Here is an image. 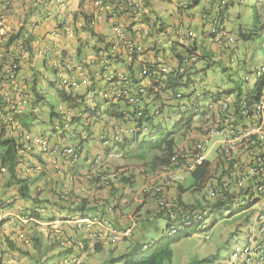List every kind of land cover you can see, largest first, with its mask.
<instances>
[{
  "label": "built area",
  "instance_id": "2783aa9c",
  "mask_svg": "<svg viewBox=\"0 0 264 264\" xmlns=\"http://www.w3.org/2000/svg\"><path fill=\"white\" fill-rule=\"evenodd\" d=\"M227 1L221 0V7H224ZM10 4L11 0H5V5L0 7V35L5 34L8 15L6 6ZM179 6L184 7L185 5L179 4ZM113 8L114 5L107 3L105 0H85L83 12L86 16L85 19L89 21V27L94 28L97 22L106 21L107 19L113 24L114 37L112 41L103 47L104 49H99L87 56L83 63L74 64L75 76H69L66 68L60 66V64L57 63L55 65L66 90L78 89L81 83L84 84L89 67L95 75H103L104 71L113 66V64L119 63L122 65L115 72V76L120 82L119 87L107 89L104 91L103 96H111L114 99L123 98L129 105L134 107L132 109L135 112L134 114L126 112L119 121L121 125L127 127V133H133L139 129L135 120L142 116L143 103L149 99L146 98L147 90L145 85L138 84L134 86L130 84L129 67L136 77L147 74L150 69L149 65L153 63L154 70L147 84L153 82L158 86H163L164 83L158 79V76L165 78V74H168L175 64V57L172 64L166 65L162 55L165 50L162 47H159L158 51L149 50L147 52V54L151 55L152 60L155 58L153 61L149 60L144 54L141 40L149 36V33L153 31L154 19L148 14L141 1H127L123 15L125 17L122 16L120 18L125 20L124 22L116 21ZM117 9L122 10V6L119 5ZM126 10L129 11L126 13ZM201 19L206 23V30L209 29L211 32H215L213 38L219 41L220 36L225 34V32L217 26L214 16L204 13L201 15ZM183 20V16H180L170 26L171 32L176 38L183 36L193 37V31L186 26ZM64 30L67 35L72 34L69 22L64 24ZM188 45V42H184L181 47ZM17 50L20 52L21 57L27 55V51H23L21 45H19ZM2 52H0V58H3ZM197 56L198 52L194 51L190 58H184L183 62H194ZM6 73H8L7 83H0V93L17 96V93H15L17 91V76L10 68L6 69ZM250 73L254 78L253 86L255 81H261L258 92H252L253 87H250L251 89L244 91L224 94L217 100L210 98L205 106L207 113L203 121L199 123V132L196 131L192 138L193 140L186 145L179 146L175 153L170 156L168 162L158 165L149 176V182L139 189L138 193L141 195L139 203L144 204L145 202V204L141 208L142 214L132 218L133 225H135L137 219L142 220L145 217H153L159 209L176 204V202L171 201V194L169 195V190L173 188V182L184 179L190 171H194L199 166L208 165L209 170L206 177L208 193L206 201L214 202L219 197L223 200L229 199L230 197H226L223 192V187L228 188V192H232L231 198L235 201L233 206L247 204L249 206L247 211L250 210L254 216L252 219L253 224L248 225L246 230V243L234 250L232 264H260L263 259L264 244L259 243V241L260 237L264 235V63L255 67ZM113 76L114 74L112 73L104 75L107 79L113 78ZM244 79L248 80L249 75H245ZM177 96L179 95L177 94ZM168 97L169 95L166 96L164 93V98ZM21 103V101L16 104L13 103L12 108L19 111ZM67 114H69L68 111ZM134 115L136 116L134 117ZM5 120L6 118L1 116L0 124L4 123ZM119 132V129H113L114 140H118ZM209 140H211V143L207 148L205 144ZM41 148L44 151L48 149L45 141L41 143ZM211 150L214 152L213 159L208 157ZM50 153L53 155L59 154L64 164L74 163L81 155V151L77 147L59 149L55 146L50 150ZM51 163L55 167L59 165L54 158L51 159ZM213 175H216L217 179H211L210 176ZM103 184H107V182L105 178L101 177L100 182L96 183V185ZM146 201H151L152 203ZM207 205L209 204L204 203V206ZM204 206L203 209L191 211V218H189V212L182 210L181 215L176 220L179 221V224L177 222L174 227L171 226L168 235H174L182 226L190 224L191 221L199 220L201 213H204L207 208ZM149 208L151 209L150 213L147 211ZM19 219L23 223H28L32 220L37 222L26 213H21ZM75 222L86 223L87 227L92 223L100 224L103 227V234L89 232L88 236L93 238L103 236L109 243L113 244L128 237L131 232V228L121 231L108 220L94 222L88 219H81ZM257 259L259 261H256Z\"/></svg>",
  "mask_w": 264,
  "mask_h": 264
},
{
  "label": "clouds",
  "instance_id": "9594fccd",
  "mask_svg": "<svg viewBox=\"0 0 264 264\" xmlns=\"http://www.w3.org/2000/svg\"><path fill=\"white\" fill-rule=\"evenodd\" d=\"M3 1H4V3L2 6L5 5V0H3ZM139 1H141V3L147 9L148 14H149V9L147 8V7H149V5H145V3L142 0H139ZM161 1L165 2L166 0H161ZM168 1H172L176 5V8H174V12L177 16L175 21H177L180 16H183V19H184L183 21L185 22L186 26H188V28H190V30L193 31L194 36L193 37L183 36L181 38H176L173 35V33L171 32V30L169 31L170 26L175 21H173L172 23L171 22L167 23V21H165L163 19V17L156 16L157 14H155L151 11V13L153 15H150V14L149 15L151 16V18L154 19V29L151 33H149V36H147L146 38L141 40V45H142L144 54H146V57H148L149 60H152V58H151V55L147 54V52L149 50L158 51L159 47H162L165 50V52H162V55H163V60H165V62H166V65L172 64L173 58H174V55L169 54L168 49H167V45L171 41H177L178 45H182L184 42L189 43V41L194 40L196 38L195 32L197 29L200 30V32H201L200 34L203 37L205 36L206 23L201 19V15L204 14L203 9L207 8L209 5L208 4L209 1H204V0H201L198 4H194V5L192 3H190L189 6H186L185 0H181L180 3H179V0H168ZM11 2H12V0H11ZM232 2H233V4L234 3L239 4L243 1L242 0H228L226 5L224 7H222L223 10L225 11L224 19H223L221 25H217V26H219L220 29L225 32V34L231 35L233 37L234 35L229 33V31H227L226 27H225L226 26L225 20L227 19V11H228V8L230 6H232L231 5ZM179 4H184L185 6L182 8H179L180 7ZM199 4H201L202 8L195 9L196 6ZM10 5L6 6L7 11H8V8L10 7ZM2 6H0V7H2ZM190 11H194L196 16L195 17L191 16L188 20H186L184 16H186V13H188ZM101 21H104V20H101ZM219 21H220V19H219ZM97 23H99V22H97ZM93 30H94V32H96L94 28H93ZM96 33H98V32H96ZM167 39H169V40H167ZM210 40L213 41L214 43H217L218 46L221 48V46L219 45V41H216L215 39H210ZM230 40H231V42H230ZM230 40L228 42H226V44H227L228 50L233 51V50H235L236 44L234 43L233 38H231ZM237 40H239L238 37H237ZM229 45H231V46H229ZM77 47H78V45H77ZM77 47H76V49H77ZM76 49H75V52H77ZM82 49H83V47H81V51H82ZM99 49H104V48L98 47V50ZM195 51L198 52V56H197V59H198L199 49L195 50ZM94 52H95V50L92 49V52L88 55H85L84 57H80V55H79V60L80 61L82 60L81 62L80 61L78 62L76 60V57H75L73 64L71 66H69V64H65L64 60H62V58H63L62 55L59 56V58L57 60H54L51 63V65L53 67L52 76L55 79L49 80L48 83H50V81H51L52 82L51 84H53V81H57L59 86H60L59 89L62 88L66 94H68L70 97H74L76 100V104L72 105V106L67 105V104H61L57 107L55 106V112L58 114V118H56L54 120H50V122L52 124H55V122L57 121L58 123L55 124L54 130L56 129L57 126H60V127H62L63 132H61V134L57 135L54 140H51L50 137H48L45 134H32L31 133L32 127L29 131L24 130L23 128L20 127V125L17 121H12L10 118L8 119L5 116H3L4 118H6L7 121L0 124V129L3 128L8 135L13 137L14 140L18 141L19 143H22L23 144L22 148L25 149V151H20V153L22 152L24 154V157L20 158V160H19V164H18L17 169H16V174L22 178H26L27 181L30 182V188L32 187L31 186L32 181H30V179H35L36 182H38L39 184H41L40 183L41 178L48 180V182H47L48 188L46 186H43V184H41V186H39L37 189L40 190L39 192L46 191V194H50V197L45 198L48 201V203L46 204L45 202H43L44 199L39 197L38 190L35 193H32V189H31L32 197L37 199V200L35 199L34 201H32V200L23 199L17 193L16 186H14V185L6 186L9 189H3V191H5V192H1L2 195L0 196V249H2V250H4L6 247L14 248V243H12L11 241H15L17 243H25L26 246H29V244H30L31 248H33L32 244H31L32 242L30 241L31 235L29 237L27 236V233H29V231H27V232L21 231V232L14 233V232H11L14 229H12V228L7 229L8 224H20L22 226H24V224H28L32 227H34L35 224L47 225V228L49 227L51 229V231H53V233H51V235H55L54 236L55 239L58 240V246L63 244L61 247H59V250H62L63 248L69 249V247L72 246V243L70 242V240H68L66 237H64V236H72V234L66 235V233L60 232L59 225L63 226L65 224L66 229L69 228L70 230H73V231L75 230L76 232H79L81 234V235L77 236V239L73 238V240L75 241V247L74 248H77L76 253H80V251L83 250V248L85 247L84 241H86V240L87 241L88 240L94 241L96 239H99V240H103L104 241L103 243H106L107 245L110 246V243L103 236H101V237L98 236V237H94V238L88 236L89 232H97V233L103 234V232H104L103 227L100 224L92 223V224H90L89 227H87L86 223H76L75 222L76 220L88 219V220H91L94 222L108 220L109 222L114 224L115 227L120 229L117 226V224H115L107 216L108 214H111L112 211H115V209H113V207H110V204L113 203V205L114 204L116 205L117 199L119 197L118 193H117V196L116 195L115 196L110 195L109 190L112 187L117 186V179L120 176H122V175L126 176L129 170H133V171H136V170L132 167H126V166H124V164L123 165L118 164L116 159H115V155H117V154H115V150L117 148H124L126 146H133L134 144L123 145L125 143L124 138H129V137L133 136L134 134H136L137 132L146 133L148 130L146 123L142 120L140 123H138V120L142 119L145 116V113L147 115H149V114L151 115L152 112L155 111L157 109V107L160 106V104H163V102H164L163 100H167V102H169L171 98L170 97H168L166 99L164 98V93H167L163 89L164 85L166 84L165 83L166 77L164 78V77H161L160 75L158 76V79L164 83L163 86H158L157 84H155L153 82L151 84H147L148 79L152 75V72L154 70L153 63H152V65H149L150 69L147 71V74H144L141 76H136V77L133 75L130 67H129V69L127 68L128 72L130 73V79H131L130 84L134 85V86L138 85V84L145 85L146 90H147L146 98L149 99L148 101L143 103L144 109H143L142 116H140L139 118H137L135 120L138 123L139 129L134 131L133 133H127L126 132L127 127L121 125L119 123V121L123 118V116L126 112L134 114L135 112L132 111V109L134 107L129 105L125 100H123V98H115L114 99L111 96H108V97L103 96L104 91H106L107 89H109V88L116 89L119 87L120 82L116 78L115 72L118 69H120L122 67V65H120L119 63H117L116 65L113 64V66H111L112 68L109 67L106 71H104L105 73L103 75H95V73L92 72L90 67H89V71H88V74L86 76V82L84 84L81 83V85L78 89L66 90L63 87L61 79L58 75V71L56 69L55 64L58 63V64H60V66L65 67L67 74L69 76H75L74 70H73L74 64L83 63V60L87 56L93 54ZM66 56H67V54H66ZM26 57H29L28 53H27ZM227 58L228 57H225V60H227ZM197 59L194 62H196ZM153 60H155V58H153ZM263 63H261V64H263ZM261 64H259V65H261ZM243 65H246V63H243ZM259 65H256L255 67H257ZM115 68H117V69H115ZM251 71H249V72L246 71L244 76L249 75V73ZM35 72H37V75L39 77V71L36 70ZM109 73L114 74L113 78L107 79L104 77L105 74H109ZM244 76H243V79H244ZM40 81L41 80L39 78L38 84L40 83ZM245 81H247V80H245ZM27 82H28V88H29L30 80H28ZM18 83H19V79L17 78V86H16L17 91L15 92V93H17V96L15 95L14 100L11 103H12V105H14L17 102L21 101L22 102L21 107H19L20 110L16 111L14 109L15 110L14 114L24 115L29 111L30 103L33 99V96L30 93L29 89L26 90V87L23 88L22 85L24 83L19 84V85H18ZM93 84H94V86H93ZM19 86H22V87L20 88ZM25 86H26V84H25ZM92 87H94V90H92ZM36 88H37V86H36ZM81 88L82 89L86 88L84 95H82V96H80L78 94V92L81 90ZM42 89L43 88L39 89V87H38L37 91L40 92V90H42ZM155 89H157V90H155ZM194 89H196V88L194 87ZM247 89H251V88L247 87L245 90H247ZM201 90L208 91L211 94H214L211 91H209L207 87H204V86ZM234 92H236V91H233V93ZM237 92H240V90H238ZM177 94L180 96V92ZM177 94H176V97L179 98V96H177ZM96 96H100L104 103L110 102V104L123 100L125 103L128 104V109H124L119 117L114 118V117H107L106 116L105 119H100L101 118V115L99 113L100 105L96 102H93V100H92ZM157 96L158 97L160 96V98L155 99ZM60 99L62 100L61 97H60ZM85 99L88 101L91 100V102L86 107H83V102ZM207 101H205V106H206ZM179 105H181V104H179ZM44 106H46V108H47V115H48V107H47V105H44ZM180 107L182 109H184L183 105H181ZM39 108L40 107H38L37 109H39ZM85 108H89L90 110H96L95 108H97V112L95 115H91L88 112H83V109H85ZM67 111L69 112V114H67ZM135 116L136 115H134V117ZM203 119H204V117H203ZM34 123H35V121L33 122V125H34ZM197 125H199V123ZM77 128H81V130L78 131ZM114 128H117L120 130L118 140H114V138H113V129ZM66 131H70L69 138H76L77 142L75 144H68L67 143L68 140H67V137H65ZM192 133L195 134L196 131H192ZM60 135L64 136L62 141L59 140ZM192 138L189 142H191L193 140ZM92 139L96 140L99 143L100 150L97 153L90 155L89 154V150H90L89 147L91 146L90 143H91ZM64 140H66V141H64ZM43 141H45V143L48 147V149L46 151L42 150V148H41V143ZM188 143H185V144L177 143V147H176L175 151L177 150V148L179 146L186 145ZM55 146L58 147L59 149L63 148V147H77L81 151V155L74 163L64 164V163H62V159L59 157L60 156L59 154L53 155L52 153H50V150ZM175 151H174V153H175ZM52 158H54L55 160L58 161L59 165H57V167L52 165V163H51ZM83 159H86L88 166H87L86 170L84 171V173L81 171L77 172V170L75 168L80 166L81 162H83ZM110 162H111V165H110V171H109L107 164H110ZM161 164H163V163H161ZM104 165H106L107 167L105 168ZM155 168L152 169L150 164L147 163V164H144L143 167L137 169V173H143L144 175H147L148 177L146 179H148V178H150L149 176L155 170ZM121 169H122V171H120ZM18 171H20V173ZM2 172H6L3 167L0 168V174H2ZM101 177L105 178L107 184L96 185V183L100 182ZM83 182L88 183V185L96 191L106 190V192H107L106 196H103V194L99 195L100 193H95L98 196V198H96L95 202H93V203L89 202L88 196H83L82 194L74 192V190H73L75 185H79ZM147 182H149V180ZM147 182L145 181L143 184H141L138 189L134 190L133 188H131V189H129V191H136V193L139 196V193H138L139 189L141 188V186H143ZM13 187L15 189H12ZM172 189H174V188H171L169 190V195L173 193ZM10 190H11V193L10 192L8 193V191H10ZM120 190H124V188L123 189L120 188ZM10 195H14V197L9 199ZM140 197H141V195H140ZM83 198H86L88 200V203H89L88 206H96L97 207L96 211H95L97 214H95L96 215L95 217L92 218V215L94 214V212L91 213V216L82 217L77 213V211L74 210L75 206L79 203V200H81ZM13 199H17V200H15L13 202V204H10V201ZM19 199H21L22 201H20ZM39 200H40V202H39ZM23 203L25 205H23ZM205 207H207V206H205ZM211 210H212V208L207 207L204 210V213H201L199 220L191 221L190 224L182 226L181 230L185 227L187 229H195L196 228L195 229L196 231L197 230L203 231V230L207 229L211 224V222L208 223V220L210 218V217H208L209 216L208 212H210ZM32 211H38L40 218L32 217L31 216ZM63 211H64V213H62ZM101 211L103 214H101ZM108 211L110 213H108ZM148 212H149V210H148ZM229 212H230V210H227V211L223 212V214L227 213V216H228ZM242 212L248 213L244 217V221H245L246 225H245V230H244V243L243 244H245L246 243V230H247L248 225L253 224L252 219L254 216L252 215V212L250 210L241 211V212H238L234 215H237V214L242 213ZM21 213H26L30 218L35 219L37 222L32 220V221H29L28 223H23L19 219V216ZM44 213L46 216H44ZM98 213H100V214H98ZM204 216H206V217H204ZM132 218H133V216L130 218L129 222H130L131 226L135 227V225H133V222H132L133 219ZM193 223H197V224L201 223V224L198 227H194ZM120 225H123V224H120ZM120 230L125 231L123 229H120ZM55 233H59V234H55ZM130 235H131V232H130ZM35 237L37 238L36 239L37 242H39L37 235H35L34 238ZM125 238H127V237H125ZM8 242H11L12 246H9ZM119 242H117V243H119ZM83 243H84V245H83ZM117 243L112 244V246L116 245ZM259 243L264 244V235L260 237ZM40 247H39V249H40ZM239 247H241V246L235 247L234 249H232L230 251V253L228 255V264H232V256H233L234 250L236 248H239ZM8 248L6 250H8ZM15 250L18 251L17 249H15ZM33 250H34V248H33ZM26 251H28V250H26ZM74 252H72V253L70 252L67 254V257L64 258L67 260L63 261V262H65V264H75L78 257L71 259ZM2 257L3 256H1V258ZM262 257H263V259H262V261H260V264H264V247H263ZM4 260H5V258L1 260L2 264H3ZM61 260H63V259H61ZM256 261H259V260L257 259Z\"/></svg>",
  "mask_w": 264,
  "mask_h": 264
},
{
  "label": "trees",
  "instance_id": "16d2710c",
  "mask_svg": "<svg viewBox=\"0 0 264 264\" xmlns=\"http://www.w3.org/2000/svg\"><path fill=\"white\" fill-rule=\"evenodd\" d=\"M109 4H113V13L115 15V19L118 22H124L125 20H121L120 18L125 13V6L128 0H105ZM145 5L150 4V0H143ZM201 0H185L186 6H189L190 3L198 4ZM85 0H82L78 5L77 11L74 13L73 18L76 19L77 17L81 16L83 24L81 26L74 27L75 34L85 33L87 36L94 38L97 42H103L104 36L103 34H99L94 32L93 27H89V21L86 20V16L83 12V5ZM181 0H179V3ZM4 3L3 0H0V6ZM208 7L203 9L204 13L214 16L215 22L217 25H221L225 11L221 7V0H209ZM122 6V10H118V6ZM233 6V2L231 3ZM179 8H182L180 6ZM36 8H28L27 14L23 19V23L18 27L15 33H11L8 35L7 39L3 43L4 50L5 48L10 47L12 44L15 45L16 49L19 45L22 46L23 51H27L28 56L31 57L33 54V47L32 42L34 41L35 37L31 31L27 30L26 24L35 25L33 21H31V15L35 14ZM129 10H126V13ZM37 13V12H36ZM45 13L38 11L37 14ZM125 17V16H123ZM128 19V18H127ZM220 19V21H219ZM108 25L112 27V22L106 19L105 21ZM61 27V25H60ZM63 32V31H62ZM65 33V30H64ZM215 32H211L209 29L205 30V36L203 37L206 40L211 41L210 39H214L213 36ZM237 37L239 40L243 42L252 41L254 44L257 38L264 37V19L260 22L258 28L252 27L250 29H241L238 27L237 30ZM232 38L231 35L222 34L220 36L219 45L220 48V59H211L213 56L208 51L200 50L199 57L196 62L185 63L183 62L184 58H190V55L195 51L198 50L197 43L194 40L189 41V45L186 47H181V45L177 44V41H171L167 45V49L169 54L174 55L175 57V64L172 66V70L165 74L166 84L164 85V90L167 92L165 93L166 96L170 95L171 98L169 102L167 100H163V104H160L159 107L152 114L145 116L142 119L138 120V123L144 121L148 130L146 133L137 132L133 136L129 138H124L125 143L123 145H132L134 144L140 149V154L144 157L145 153L149 156V164L153 168L161 163L168 162L170 156L174 153L177 147V138L179 136H184L189 134L192 131L199 132L198 123L202 122L203 117L206 115L207 110L205 108V101L209 98L216 100L224 94H229L234 90L222 91L211 94L208 91L192 89L189 92H184L183 88H188L193 86L194 77L200 72L205 73V68H200L199 65L202 63L210 64L213 60H220L223 56L232 58L235 56V52L237 48L233 51H229L226 42H228ZM78 47L76 49V60L79 62V55L81 53V47H85V44L81 41V39H77ZM19 44V45H18ZM18 45V46H17ZM179 46V47H178ZM93 50L97 51L98 47L93 46ZM180 52H179V51ZM8 56L3 53V58H0V83L5 82L7 83V74L6 69L10 68V70L17 74L19 71V61L21 60V54L16 52L14 53L10 50ZM228 51V52H227ZM4 52V51H3ZM8 52V51H6ZM18 53V55H17ZM63 53V50L61 51ZM11 55V56H10ZM18 56V58H17ZM82 61V60H81ZM80 61V62H81ZM39 81V77L37 72L31 74L30 77V84H29V91L33 96V99L30 103L29 111L24 115L14 114L15 110L12 108V101L14 100L15 95L12 94H3L0 93V119L1 116H5L6 118H10L12 121H17L21 128L24 130L29 131L33 125V122L37 119L36 109L38 107H42L47 105L48 107V117L50 120H54L58 118V114L55 112V106L52 103H47L45 100V96L37 91V84ZM260 80L255 81L252 92L257 93L259 90ZM52 82L50 81V84ZM94 86V84H93ZM94 90V87H92ZM9 92V90H8ZM59 97L62 98L63 101L66 102L67 105H75L76 100L74 97H70L68 94L64 92V90L57 89L56 90ZM180 92L179 98L176 97V94ZM160 98V96L156 97L155 99ZM46 101L47 104H44ZM183 105L184 109L180 106ZM96 110H90L89 108L83 109V112H88L91 115H95L97 112ZM124 109H128V104L122 101H117L115 103H111L105 107L104 113L107 117H119ZM174 116V117H173ZM158 119V120H157ZM173 120V122L171 121ZM6 121V120H5ZM4 121V122H5ZM171 123L170 125H168ZM55 127V124L53 125ZM63 132V131H62ZM22 143L14 140L13 137L8 135L6 131L2 128L0 129V168H4L8 174V179L5 182V186H16L17 193L26 200L34 201L36 198L32 197L30 182L27 181L26 178H22L16 174V169L19 164L20 158L24 157V154L20 151H25L22 148ZM208 165H202L195 168L194 171H190L186 176L190 177V182H188L187 186H184L185 178L176 180L173 182L172 186V194L170 195L171 201L176 202L174 205H170L167 208H161L158 212H155L153 217H145L142 220H136L135 226L140 229L143 224H149L150 221L154 222L157 219H163L165 222L164 228L162 229L163 235L166 238H160L151 242H145L141 235V238H136V240L131 244L130 248L122 253H119L115 256H109L105 262L107 264H173L172 263V255L173 250L172 246L178 243L183 238H187L192 236L196 232L195 229H187L186 227L178 229L174 235H168L169 228L179 221H176L178 217L181 215V211L189 212V218H191V211L197 209H203L204 203H207V207L212 208L210 212H208L209 216L211 217V224L209 227L213 226L216 223V218L218 216H222L223 212L230 210L227 217H231L232 215L245 211L248 209V205H236L233 206L235 202L231 198V191L228 192V188L223 187V192L225 193L226 197H230L229 199L223 200L219 197L214 202L206 201L207 196V188L206 183L208 182L206 177L208 174ZM135 174L136 172L133 170H129L127 175H122L117 179V186L112 187L109 190V194L113 196H117L119 193L120 188L131 189L135 185ZM142 179H146L148 176L140 173ZM211 179H217V176L213 175L210 176ZM187 179V178H186ZM210 179V181H212ZM211 183V182H210ZM230 186V185H229ZM231 187V186H230ZM186 194H189L190 197L187 199ZM37 200V199H36ZM40 202V200H39ZM46 204L48 201L44 199ZM88 200L83 198L79 200V203L75 206L74 210L82 217L91 216V213L94 212L92 218L95 217L97 214L96 206H88ZM43 205V204H42ZM144 205V204H142ZM205 207V206H204ZM234 208V209H233ZM140 210V209H139ZM149 213L151 212L150 209ZM100 214V213H98ZM101 214L102 211H101ZM138 214V215H137ZM142 214L141 211H138L134 214L135 217L140 216ZM34 218H40L38 211H32L31 214ZM206 217V216H204ZM191 221V220H190ZM201 223H193L194 227H198ZM208 227V228H209ZM143 233V232H141ZM37 238L31 236L30 241L32 242V246L34 248L35 253L39 252V254L44 256L51 248L46 247L47 250L41 253L39 249V242L36 240ZM113 243H110L112 246ZM9 246L11 242H8ZM57 245V247H61ZM96 250H99L98 246H95ZM44 252V254H43ZM74 252L73 249L63 248L61 251H58L57 256H62L61 260L55 262V264H65L63 262L64 259L67 257L68 253ZM79 253H74L72 258L79 257ZM36 257V256H34ZM41 257L35 258V264H45L40 261ZM217 258L212 256H206L201 258L200 260L193 261L192 264H222L216 263ZM70 262V261H69Z\"/></svg>",
  "mask_w": 264,
  "mask_h": 264
},
{
  "label": "rangeland",
  "instance_id": "374dc122",
  "mask_svg": "<svg viewBox=\"0 0 264 264\" xmlns=\"http://www.w3.org/2000/svg\"><path fill=\"white\" fill-rule=\"evenodd\" d=\"M242 1L243 2L239 4L234 3L233 7L230 6L228 8L227 19L225 20L226 30L229 31V33H231L232 35H234L232 38L234 40V43L236 44L235 48H237L235 56L232 58L228 57L227 60H225V56H223L221 58V61L213 60L210 64H207L205 62L200 64V68H205V73L200 72L195 75V77L193 78V86L183 88L184 92H189L194 87L198 90H201L203 86L207 87L208 90L212 93L228 90L244 91L247 87L253 86L254 78L252 74L249 73V79L247 81L243 79V76L246 71L249 72L256 65H259L264 62V37L257 38L254 44L252 43V41L243 42L241 40H237V30L238 27H240L241 29H250L252 27L258 28L260 22L264 19V0ZM149 2V7H146L149 9L150 15H153L151 13L152 11L153 13L157 14L156 16L163 17V19L167 21V23H172L176 20L177 16L174 12V8H176L175 3L168 0H166L165 2L161 0H150ZM197 8H202L201 4L197 5L195 9ZM191 16H196L194 11L186 13V16L184 17L186 20H188ZM99 25L101 26V29L97 32L101 35L103 34L105 38L104 41L97 42L94 38L87 36V34L81 32L80 34H75L74 40L71 41L65 49H61L63 50V54L61 53V50L58 52L59 56H63L62 60H64L65 64H69V66L73 64L74 58L76 56L75 49L78 45L77 39L80 38L83 44H85V47L82 46L83 49L80 53V57H84L85 55L90 54L94 45L97 47H104L107 43L112 40V27L108 25L105 21L99 22ZM195 33V41L197 43L199 51H208L213 56L211 59H218V57L220 59L221 55L219 52L220 48L218 44L214 43L213 41L204 39L203 36L200 34V30L198 29ZM243 63H246V65H243ZM34 66L29 67L30 71L26 70L27 75L25 79H19L18 85L20 84V82L23 81L22 83L24 84L22 86H25L26 84V90L29 89L27 81L30 80L31 74L35 72L34 70L36 68H34ZM27 68L28 67H26V69ZM37 69L39 71V78L41 80L40 83L37 85V88H43L42 90H40V92H42L45 96V100L47 101V103H52L56 107L61 104H66L60 99L56 92V90L60 88L58 82L53 81V84H51L52 86L50 85V83H48L49 80L55 79L52 76L53 67L51 66L47 71V69H42V67L41 70L40 66L37 65ZM22 86L19 87L21 88ZM85 89L86 88H81L78 94L80 96L84 95ZM92 100L93 102H96L100 105V119H105L106 115L104 113V110L105 107L110 104V102L104 103L100 96H96ZM46 101L44 104H47ZM90 102L91 100L88 101L85 99L83 102V107H86L88 104H90ZM40 108L36 109L37 119L35 120V123L32 126L31 133L45 134L50 137L51 140H54L57 135L61 134L62 127L57 126L54 130V124H52L50 122L49 117H47L48 115L46 106ZM171 121L173 122V120ZM56 123L58 122L56 121L55 124ZM170 124L171 123H169L168 125ZM77 130L79 131L81 130V128H77ZM69 136L70 131H66L65 137H67V143L75 144L77 142L76 138H69ZM193 136L194 134L190 132L189 134H186L182 137L179 136L177 138V141L179 144H185L188 143ZM63 138L64 136H59L60 141H62ZM210 143L211 140L206 142L205 146L208 148ZM115 154H117L115 155V159L118 164H124V166L132 167L136 170L135 185L132 187L134 190L138 189L140 185L143 184L145 181L147 182L148 180H150V178L142 179L140 173H137V169L143 167L144 164L149 163V156L145 153L144 157H142L140 154V149L137 146L133 145L126 146L124 148H117L115 150ZM208 157L212 159L214 158V152L212 150L209 151ZM186 178L187 179H185V182L183 184L184 186H187L188 182H190V177L186 176ZM7 179L8 174L6 172H2V174H0V196L2 195L1 192H5L3 191V189H9L5 186V182L7 181ZM30 181H32V193H35L38 190L37 188L41 186V184L36 182L35 179H30ZM12 189L15 188L13 187ZM39 191L40 190H38V194L43 192ZM9 192L11 193V190L8 191V193ZM106 194L107 192L105 191L103 193V196H106ZM118 195L119 197L117 199L116 205H113V203L110 204V207H113L115 211H112V213L108 214L107 216L115 224H117L120 229L127 230L128 228H131V235L127 238L122 239L119 243L114 246H109L106 243H103V240L99 239H96L94 241H84L85 247L83 248V250L80 251L79 257L77 258L75 264H107L105 260L109 256H115L119 253L127 251L130 248L131 244L136 240V238H141L140 235L143 237L141 239H144L145 242H151L160 238H166V236L162 233V229L165 225L163 219H157L155 222L154 220L150 221L149 224L145 223L142 227H140V229H138L136 226L133 227L130 225V218L134 216L136 212L141 211L139 209H141L142 207V203H139L141 197L140 195L138 196L136 191H129V189H127L126 191L120 190ZM86 196H88L89 202L91 203L95 202L96 198H98L96 194H89ZM13 197L14 195H10L9 199ZM189 197L190 195L186 194V198L188 199ZM15 200L17 199L11 200L10 204H13ZM19 200L22 201L21 199ZM146 202L152 203L151 201ZM62 213H64V211ZM247 214L248 213L246 212H242L237 215L227 217V213H224L222 216H218L216 218V223L213 226L203 231L197 230L192 236L183 238L178 243L172 246V263L192 264L195 260H200L201 258L206 256H212L217 258L216 263L228 264V255L230 251L235 247L242 246V244L244 243V230L246 225L244 217ZM44 216H46L45 213ZM209 222H211V217L208 220V223ZM8 228L14 229L13 231H11L14 233L21 231H29V233H27L28 237L30 235L35 236L38 233H41V236H44V238L41 240V243H39V247L45 245V247H49L51 248V250L53 249L54 253H46L44 256L41 257L39 252L35 253L34 251H31L30 253L29 251H26V248H31L30 244L29 246H26L25 243H17L15 241H11L12 243H14V248L6 247L4 250L0 249V264H2L1 260L4 258L5 260L16 258L17 263L21 262L20 260L22 259V264H35L36 257H41L40 261L45 264H55V262L59 261V258H62V256L60 257V255L57 256L58 251H61L59 250V248H57L58 240L55 239V235H51L53 231H51L49 227L47 228V225L35 224L34 227H32L28 224H24V226L20 224H8L7 229ZM64 237H66L72 243V246L69 247V249L71 248L75 251V241L73 240V237ZM95 246H98L99 250H96ZM7 248L8 250H6ZM15 249H17L18 251H16ZM1 256L3 257L1 258ZM9 263H11V261Z\"/></svg>",
  "mask_w": 264,
  "mask_h": 264
},
{
  "label": "crops",
  "instance_id": "0c3cea01",
  "mask_svg": "<svg viewBox=\"0 0 264 264\" xmlns=\"http://www.w3.org/2000/svg\"><path fill=\"white\" fill-rule=\"evenodd\" d=\"M80 2L81 0H12L11 5L8 8L7 21L5 25V34L0 35V52L4 51L2 52V54L4 53V56L5 54L8 56L9 52H11L10 50H12L14 53L16 52L20 53L16 49L14 44H12L8 48H5L6 50H4L3 43L7 39L8 35H10L11 33H15V31L18 29V26L21 25L23 19L25 18V15L27 14L28 8L30 7L37 9L35 11V14H33V16L31 15V19H30L35 23V25L26 24L27 30L31 31L35 37L34 41L32 42L33 54L31 57H26V56L20 57L21 60L19 61V71L16 74L18 79H25L27 75L26 70L30 71L29 67H33L34 65H35L34 68H36L35 71L38 70L37 65L40 66V69L42 67V69L48 70L52 66L51 63L59 58L58 52L61 49H65L70 44V42L74 40L75 30H76V29L74 30V27L78 28L83 24L81 16L77 17L76 19L73 18V15L77 11ZM82 4H83V0H82ZM38 11L45 13H43V15L42 13L37 14ZM66 22H69V26L72 31V34L70 35L64 33V24ZM94 29L96 32L100 31L101 26L99 25V23L95 24ZM26 67L28 68L26 69ZM22 82H20V84ZM24 87L26 86H23V88ZM90 144H91V146L89 147L90 155L95 154L100 150L99 143L96 140L92 139ZM107 165L110 171L111 162L110 164ZM87 166L88 164L86 162V159H83V162H81L80 166L76 167L75 169L77 170V172L81 171L84 173ZM104 167L106 168L107 166L104 165ZM18 172L20 173V171ZM47 182L48 180L41 178L40 183L48 188ZM73 190L74 192L80 193L83 196L89 194L94 195L95 193H100L99 195H102L106 191V190L96 191L93 188H91L88 185V183H84V182L79 185H75ZM39 197L45 199L50 197V194H46V191H43L42 193L39 194ZM23 205L25 204L23 203ZM108 213L110 212L108 211ZM59 228L61 233H66V235L72 234V237L74 239H77V236L81 235L79 232H76L75 230L74 232L69 228L66 229L65 224L63 226H60ZM37 237L39 239L38 240L39 243H41V240L44 238V236L42 237L41 234H37ZM26 249L29 252L34 251L33 248H26ZM40 250L45 251L47 250V248H45V245H42V247H40ZM53 253H54L53 250H49L47 252V254H53ZM16 260H17L16 258L12 260L11 259L6 261L4 260L3 264L23 263V262L17 263ZM9 261H11V263H9ZM20 261L23 260L21 259Z\"/></svg>",
  "mask_w": 264,
  "mask_h": 264
}]
</instances>
